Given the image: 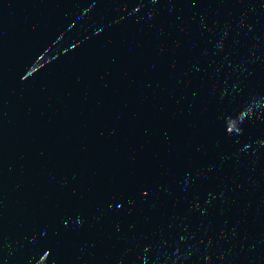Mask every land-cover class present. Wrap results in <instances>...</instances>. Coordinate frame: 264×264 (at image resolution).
Masks as SVG:
<instances>
[{
  "label": "water",
  "instance_id": "obj_1",
  "mask_svg": "<svg viewBox=\"0 0 264 264\" xmlns=\"http://www.w3.org/2000/svg\"><path fill=\"white\" fill-rule=\"evenodd\" d=\"M0 264H264V0H0Z\"/></svg>",
  "mask_w": 264,
  "mask_h": 264
}]
</instances>
